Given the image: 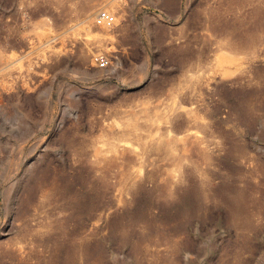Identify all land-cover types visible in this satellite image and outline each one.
I'll return each mask as SVG.
<instances>
[{
    "label": "rangeland",
    "instance_id": "374dc122",
    "mask_svg": "<svg viewBox=\"0 0 264 264\" xmlns=\"http://www.w3.org/2000/svg\"><path fill=\"white\" fill-rule=\"evenodd\" d=\"M0 264H264V0H0Z\"/></svg>",
    "mask_w": 264,
    "mask_h": 264
},
{
    "label": "built area",
    "instance_id": "2783aa9c",
    "mask_svg": "<svg viewBox=\"0 0 264 264\" xmlns=\"http://www.w3.org/2000/svg\"><path fill=\"white\" fill-rule=\"evenodd\" d=\"M96 23L101 26H112L115 22V15L107 9H100L95 17ZM95 63L100 68H105L109 64V59L105 55H95Z\"/></svg>",
    "mask_w": 264,
    "mask_h": 264
},
{
    "label": "bare ground",
    "instance_id": "6f19581e",
    "mask_svg": "<svg viewBox=\"0 0 264 264\" xmlns=\"http://www.w3.org/2000/svg\"><path fill=\"white\" fill-rule=\"evenodd\" d=\"M91 14H92V13H91ZM91 14H90V15H91ZM92 15H93V14H92ZM89 17H90V16H89Z\"/></svg>",
    "mask_w": 264,
    "mask_h": 264
}]
</instances>
